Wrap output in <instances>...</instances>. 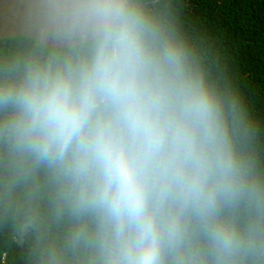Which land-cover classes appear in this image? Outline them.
Here are the masks:
<instances>
[{"label":"clouds","instance_id":"clouds-1","mask_svg":"<svg viewBox=\"0 0 264 264\" xmlns=\"http://www.w3.org/2000/svg\"><path fill=\"white\" fill-rule=\"evenodd\" d=\"M110 8L86 58L0 88V134L92 214L100 264H238L254 242L220 217L243 182L221 101L137 8Z\"/></svg>","mask_w":264,"mask_h":264},{"label":"trees","instance_id":"trees-1","mask_svg":"<svg viewBox=\"0 0 264 264\" xmlns=\"http://www.w3.org/2000/svg\"><path fill=\"white\" fill-rule=\"evenodd\" d=\"M163 43L182 49L218 96L243 176L221 219L254 242L238 264H264V0H129ZM97 37V36H96ZM55 47L0 39V88L30 72L86 58L95 38ZM10 109L0 108V127ZM190 232L199 236L196 221ZM0 264H100L96 221L78 210L64 178L0 134Z\"/></svg>","mask_w":264,"mask_h":264},{"label":"water","instance_id":"water-1","mask_svg":"<svg viewBox=\"0 0 264 264\" xmlns=\"http://www.w3.org/2000/svg\"><path fill=\"white\" fill-rule=\"evenodd\" d=\"M129 0H0V39L25 35L55 47L73 46L100 34L110 5Z\"/></svg>","mask_w":264,"mask_h":264}]
</instances>
